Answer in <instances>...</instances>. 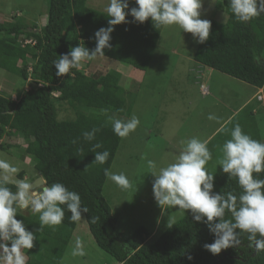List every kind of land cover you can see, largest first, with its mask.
Wrapping results in <instances>:
<instances>
[{
    "label": "trees",
    "instance_id": "obj_1",
    "mask_svg": "<svg viewBox=\"0 0 264 264\" xmlns=\"http://www.w3.org/2000/svg\"><path fill=\"white\" fill-rule=\"evenodd\" d=\"M87 2L48 0L47 22L42 29L31 28L21 20L0 23V69L19 77L26 86L31 84L28 91L25 86L16 95L17 100L0 95V138L22 137L26 148L21 158H31L35 171L49 184L61 181L80 193L89 209L82 216L95 243L118 264H264V252L255 254L248 249L246 236L244 246L229 248L219 255L205 250L203 245L212 243L214 237L206 225L192 220L190 212L153 244H147L150 232L145 227L137 228L132 234L118 229V220L104 197L107 179L103 169H112L123 140L113 133L114 118L109 114L128 119L132 112L123 86L124 76L117 71L86 75L80 68L73 69L69 76L57 77L51 63L78 43L94 49V33L108 26L107 13L90 9ZM220 6L228 19L225 24L211 21L210 37L196 48L194 61L241 83L263 88L264 62L258 65L253 54H264V15L241 23L231 13L229 0H221ZM163 30V26L155 28L151 19L143 24L116 25L112 47L105 49V56L100 57L147 72ZM21 36L35 42V46L23 49L17 42ZM32 48L34 52L29 53ZM61 105H68L75 112V119L60 121L58 106ZM93 127L101 130L95 140L85 142L82 132ZM74 140L77 142L73 143ZM95 143L102 144L96 151L111 153L104 165L94 162L95 153L91 151ZM6 149L8 145L0 144L1 151ZM215 186L218 192L240 191L235 178L228 179L220 167L215 174ZM18 214L22 217L17 219H23L29 229L39 228L38 214ZM70 215L66 212L58 226H44L37 233L36 246L29 253L25 250L28 255L42 259L40 264L47 257L51 261L46 264H59L79 223L71 222ZM92 216L100 219L93 224ZM29 264H33L31 259Z\"/></svg>",
    "mask_w": 264,
    "mask_h": 264
},
{
    "label": "clouds",
    "instance_id": "obj_2",
    "mask_svg": "<svg viewBox=\"0 0 264 264\" xmlns=\"http://www.w3.org/2000/svg\"><path fill=\"white\" fill-rule=\"evenodd\" d=\"M135 5L131 6L130 5ZM204 0H109L106 7L108 26L94 33L96 46L89 49L78 43L67 53L57 55L52 60L57 77L69 76L72 70H79L83 62L93 61L97 56H105L104 50L112 47V33L115 26L140 23L151 19L155 28L178 26L190 33L198 44L208 41L212 22L203 19ZM231 13L241 23L251 22L264 15V0H229ZM131 16L130 21L127 17ZM259 65L264 62V54H253ZM210 121L220 122V118L209 114ZM140 119L133 114L127 120L113 119L112 131L119 138H126L136 131ZM221 126V129L222 130ZM101 129L93 127L82 132L85 142L96 139ZM77 141H73L76 143ZM210 139L199 136L181 139L179 150L170 162L158 165L147 159L152 180L153 198L158 207L188 211L192 220L207 226L213 235L212 243H205L204 249L219 255L229 248L244 246L255 254L264 252V141L254 139L237 123L231 130V138L222 145V157L217 159L220 171L228 179L235 178L240 191H216L215 174L207 165L213 160V152L208 147ZM102 148L95 143L92 151L94 162L104 165L109 161L110 151H96ZM21 169L6 158H0V264H27L25 250L33 249L39 239L37 233L44 226L60 225L65 213H70L71 222L82 220V213L89 209L82 202L79 192L70 189L61 181L51 184L43 175L36 178H19ZM107 180L118 188L128 190L133 187L128 175L104 168ZM28 210L39 216V228L29 229L18 213ZM100 219L92 216L94 224ZM73 256H84L83 241L77 238L72 250ZM191 260L192 257L188 256Z\"/></svg>",
    "mask_w": 264,
    "mask_h": 264
},
{
    "label": "rangeland",
    "instance_id": "obj_3",
    "mask_svg": "<svg viewBox=\"0 0 264 264\" xmlns=\"http://www.w3.org/2000/svg\"><path fill=\"white\" fill-rule=\"evenodd\" d=\"M108 3L109 0H88L87 5L94 11L106 14ZM220 3L221 0H204L202 18L225 24L228 15ZM47 11L48 0H0V23L21 20L31 28L42 29L47 22ZM26 39L21 36L17 42L25 44ZM198 46L190 33L173 25L164 27L144 79L143 72L100 56L93 61L83 62L81 67L86 75L117 71L124 76L123 86L132 104L130 117L133 114L138 116L140 125L136 131L123 138L111 170L125 172L133 187L122 190L107 180L104 197L118 220V229L132 234L137 228L145 227L150 232L147 244L155 243L188 212L171 208L162 210L157 206L152 193L154 177L149 173L147 159L155 160L162 166L170 162L173 154L179 150L181 139L199 136L201 139H210L208 147L213 152V160L207 167L216 174L219 168L217 159L222 157V145L231 138V130L237 123L252 138L264 141V106L255 101L253 107L238 112L251 92L243 83L219 72H214L211 78L205 75L196 79L195 73L199 76L204 71L194 58H189ZM30 51L34 52L33 48ZM25 86L19 77L0 69V95L17 100L16 95L22 93ZM30 88L31 84L25 90ZM206 88L209 94L204 92ZM260 96L264 97L262 94ZM209 114L219 117L220 122L208 120ZM109 116L127 120L114 114ZM58 118L60 121L73 120L75 112L68 105L58 106ZM11 137L0 138L1 145L9 146L5 151L0 150V158L8 159L21 169L19 178H24V174L29 178L38 177L32 159L21 158L26 148L22 137L19 136L18 140L14 135ZM23 213L32 214L28 210ZM77 238L83 241L84 256L72 255ZM67 248L59 264H118L97 246L85 216L79 221ZM30 259L33 264H40L38 262L42 260L35 259L32 254L28 256L27 262ZM47 261L50 262L51 258H45L44 264Z\"/></svg>",
    "mask_w": 264,
    "mask_h": 264
},
{
    "label": "crops",
    "instance_id": "obj_4",
    "mask_svg": "<svg viewBox=\"0 0 264 264\" xmlns=\"http://www.w3.org/2000/svg\"><path fill=\"white\" fill-rule=\"evenodd\" d=\"M223 18V17H222ZM45 26V25H44ZM196 50V49H195ZM194 50V51H195ZM194 54V53H193ZM183 55V54H182ZM182 55H180V56H182ZM191 58H194V56H192V57H190L189 59H191ZM97 59V58H96ZM192 61V60H191ZM197 64V63H196ZM197 65H199V64H197ZM151 66V65H150ZM192 66V65H191ZM190 66V67H191ZM201 66V65H200ZM202 68H203V71L204 72H201V73H199V76L195 73V75L197 76L196 77V79L197 78H199L200 76H205V75H208L209 76V78H211L212 77V75L214 74V72H217V71H214V70H212V69H208V68H206V67H203V66H201ZM150 68V67H149ZM135 71H139V70H136V69H134ZM139 72H142V71H139ZM120 73V72H119ZM144 74H143V79H144V76H145V72H143ZM121 74V73H120ZM142 79V78H141ZM244 85L243 86H245L247 89H249L251 92L249 93V95L247 96V98L245 99V101L243 102V104L241 105V108H238V112H239V110H244V109H246V108H249V107H253L252 106V104L255 102V101H257V103H259V104H261V105H263L264 106V103H261V102H259L258 100H257V98L262 94L263 96H264V87L263 88H255V87H252V86H250V85H248V84H245V83H243ZM202 86V85H201ZM201 90H202V88H201ZM203 91V90H202ZM204 92H206L207 94H209L210 92L207 90V88H206V90L204 91ZM264 98V97H263ZM253 113H255V110H253ZM16 140H18V139H16ZM27 159V158H26ZM26 159H24V160H26ZM25 162V161H24ZM25 163H27V162H25ZM34 167V166H33ZM23 172V171H22ZM25 176H27V175H25L24 174V177ZM23 211H26V210H21L20 212L21 213H23ZM24 214V213H23ZM26 215V214H25ZM68 249V248H67ZM26 252V251H25ZM66 252H67V250H66ZM66 252H65V254H66ZM26 254L28 255V253L26 252ZM65 254H64V256H65ZM29 256V255H28ZM64 256H63V258H64ZM28 260V259H27ZM27 264H29V261L27 262Z\"/></svg>",
    "mask_w": 264,
    "mask_h": 264
},
{
    "label": "built area",
    "instance_id": "obj_5",
    "mask_svg": "<svg viewBox=\"0 0 264 264\" xmlns=\"http://www.w3.org/2000/svg\"><path fill=\"white\" fill-rule=\"evenodd\" d=\"M27 40V39H26ZM32 42L33 41H31V40H27L26 42H25V44L24 43H21L22 44V47H23V49H25L28 45H31V46H35V44L34 45H32ZM35 43V42H34ZM202 88V87H201ZM54 96H58V94H55ZM257 100L259 101V102H263L264 101V98L263 97H261V96H259L258 98H257Z\"/></svg>",
    "mask_w": 264,
    "mask_h": 264
}]
</instances>
